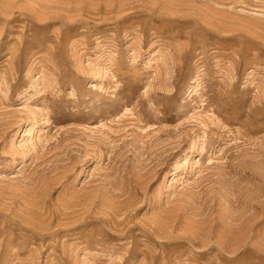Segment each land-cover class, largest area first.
<instances>
[{"label": "rangeland", "instance_id": "rangeland-1", "mask_svg": "<svg viewBox=\"0 0 264 264\" xmlns=\"http://www.w3.org/2000/svg\"><path fill=\"white\" fill-rule=\"evenodd\" d=\"M0 264H264V0H0Z\"/></svg>", "mask_w": 264, "mask_h": 264}]
</instances>
